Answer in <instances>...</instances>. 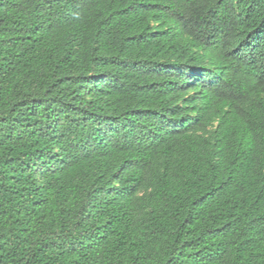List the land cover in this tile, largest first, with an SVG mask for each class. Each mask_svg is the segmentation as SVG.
<instances>
[{"label": "trees", "instance_id": "trees-1", "mask_svg": "<svg viewBox=\"0 0 264 264\" xmlns=\"http://www.w3.org/2000/svg\"><path fill=\"white\" fill-rule=\"evenodd\" d=\"M0 264H264V0H0Z\"/></svg>", "mask_w": 264, "mask_h": 264}, {"label": "snow or ice", "instance_id": "snow-or-ice-1", "mask_svg": "<svg viewBox=\"0 0 264 264\" xmlns=\"http://www.w3.org/2000/svg\"><path fill=\"white\" fill-rule=\"evenodd\" d=\"M189 75L195 77V76L197 75V73H196V72H192V71H190V72H189Z\"/></svg>", "mask_w": 264, "mask_h": 264}]
</instances>
